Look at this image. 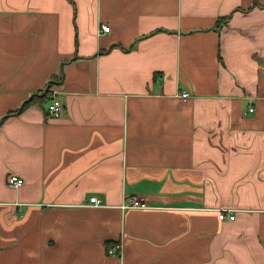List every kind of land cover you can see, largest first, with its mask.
Wrapping results in <instances>:
<instances>
[{
  "label": "crops",
  "instance_id": "crops-1",
  "mask_svg": "<svg viewBox=\"0 0 264 264\" xmlns=\"http://www.w3.org/2000/svg\"><path fill=\"white\" fill-rule=\"evenodd\" d=\"M0 264H264V0H0Z\"/></svg>",
  "mask_w": 264,
  "mask_h": 264
},
{
  "label": "built area",
  "instance_id": "built-area-1",
  "mask_svg": "<svg viewBox=\"0 0 264 264\" xmlns=\"http://www.w3.org/2000/svg\"><path fill=\"white\" fill-rule=\"evenodd\" d=\"M101 33H108L109 27L106 25H101L100 27ZM57 91H54L53 89H50V99L46 103L45 112L48 117L50 118H58L63 112V105L56 97ZM179 97L182 99H187L189 97L188 93L182 92ZM250 112L253 111V109H249ZM7 185L9 187L17 188L22 185V180L18 178L15 175H10L7 179ZM89 204L92 207H101V201L97 199L96 197H90L89 198ZM122 209L127 208H140L145 209L147 208V205L141 200L137 199H131L127 204H123L121 206ZM218 218L221 221H234L235 220V210L233 209H219L218 210ZM121 253V244L116 243L113 245H109L107 247V254L112 257L120 256Z\"/></svg>",
  "mask_w": 264,
  "mask_h": 264
},
{
  "label": "trees",
  "instance_id": "trees-1",
  "mask_svg": "<svg viewBox=\"0 0 264 264\" xmlns=\"http://www.w3.org/2000/svg\"><path fill=\"white\" fill-rule=\"evenodd\" d=\"M49 86V85H48ZM41 99H44V102L48 99H50V86L47 87L46 91H44L41 95H40ZM27 103H25L26 105ZM24 105V106H25ZM24 106L22 107V109L24 108Z\"/></svg>",
  "mask_w": 264,
  "mask_h": 264
}]
</instances>
